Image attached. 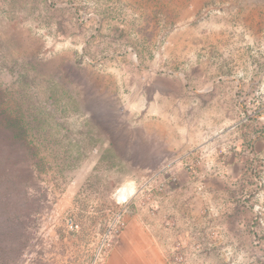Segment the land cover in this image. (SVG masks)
I'll list each match as a JSON object with an SVG mask.
<instances>
[{"label":"rangeland","instance_id":"obj_1","mask_svg":"<svg viewBox=\"0 0 264 264\" xmlns=\"http://www.w3.org/2000/svg\"><path fill=\"white\" fill-rule=\"evenodd\" d=\"M152 3L0 0V86L7 90L0 97V149L24 175L17 186L32 187L38 210L17 264H108L115 256L120 264L121 250H127L122 246L150 264H176L178 257L189 264L264 263V255H249L251 246L243 249L235 239H224L215 255L202 256L199 244L184 247L180 240L162 252L152 242L150 223L143 225L146 231L128 224L151 210L150 177L128 174L132 165L120 139L123 125L135 119V88L145 83L136 58L155 50L147 31L157 23ZM23 74L26 91L19 87ZM18 129L23 137L15 136ZM165 228L173 230L168 223Z\"/></svg>","mask_w":264,"mask_h":264},{"label":"crops","instance_id":"obj_2","mask_svg":"<svg viewBox=\"0 0 264 264\" xmlns=\"http://www.w3.org/2000/svg\"><path fill=\"white\" fill-rule=\"evenodd\" d=\"M151 12L157 23L147 31L155 50L136 58L145 83L135 88V119L123 125L120 139L132 165L128 174L150 177L151 210L128 224L146 231L150 223L162 252L180 240L184 247L199 244L202 256L215 255L224 239H235L243 249L251 246L249 255H264L262 219L241 200L264 156V0H153ZM219 135L240 141L219 163L222 171L207 173L199 164L189 170L198 148ZM163 182L168 187L160 192ZM167 223L173 230L166 232ZM122 247L120 264H150ZM111 261L118 263L116 256Z\"/></svg>","mask_w":264,"mask_h":264},{"label":"trees","instance_id":"obj_3","mask_svg":"<svg viewBox=\"0 0 264 264\" xmlns=\"http://www.w3.org/2000/svg\"><path fill=\"white\" fill-rule=\"evenodd\" d=\"M28 85L27 75L23 74L19 87L26 91ZM1 90L0 86V97H4L7 90ZM35 115L37 118L43 116L38 112ZM23 133V129L22 132L15 130L17 137H23ZM13 165L9 153L0 149V264H17L15 260L32 239L34 228L31 227V218L38 212L32 207L36 201L32 187L17 186L16 181L24 179V175L16 174Z\"/></svg>","mask_w":264,"mask_h":264},{"label":"built area","instance_id":"obj_4","mask_svg":"<svg viewBox=\"0 0 264 264\" xmlns=\"http://www.w3.org/2000/svg\"><path fill=\"white\" fill-rule=\"evenodd\" d=\"M216 140V142H209L198 148L196 151V160L189 166V170L192 171L193 166L196 167L198 164H202L207 173L213 172L214 174H219L222 171V166H219V163L225 157L237 152L240 141L237 138H228L222 135H219ZM261 163L262 168L258 169L256 165L254 171V185L249 186V189L242 194L241 200L243 204L249 200L254 215L256 218H259V221L262 219L261 226L264 228V156L261 159ZM167 187L168 183L163 182L159 188L160 192H163ZM123 203H127L126 197L123 198ZM177 246L180 248L182 244L178 243ZM175 262L176 264H189L183 257L176 258Z\"/></svg>","mask_w":264,"mask_h":264},{"label":"clouds","instance_id":"obj_5","mask_svg":"<svg viewBox=\"0 0 264 264\" xmlns=\"http://www.w3.org/2000/svg\"><path fill=\"white\" fill-rule=\"evenodd\" d=\"M136 194V193H135ZM258 219V218H257Z\"/></svg>","mask_w":264,"mask_h":264}]
</instances>
